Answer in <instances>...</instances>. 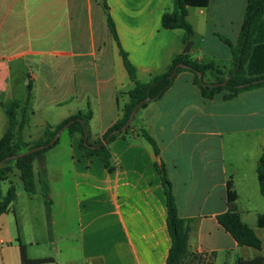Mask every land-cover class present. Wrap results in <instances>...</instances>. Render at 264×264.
<instances>
[{
    "label": "crops",
    "instance_id": "0c3cea01",
    "mask_svg": "<svg viewBox=\"0 0 264 264\" xmlns=\"http://www.w3.org/2000/svg\"><path fill=\"white\" fill-rule=\"evenodd\" d=\"M102 1L109 6L119 44ZM246 5L247 0H210L204 8L190 7V58L229 69L232 50L220 36L237 41ZM172 7L173 0H0V139L9 125L7 105L24 99L30 78L33 97L25 139L37 138L47 124L91 110L88 136L91 142L100 140L120 117L133 87L119 46L140 81L166 72L173 58L184 53L185 31L162 24ZM255 40L251 68L264 72V14ZM214 79L210 71L205 73V81ZM132 125L125 136L109 143L112 170L79 148V133L62 139L63 129L59 142L45 154L49 198L53 202V179L64 196L68 168L77 232L64 235L59 245L51 207L52 235L46 211L45 234L37 235L29 219H20L15 199L13 208L0 215V264H25L20 245L30 259H53L36 264H167L171 236L156 166L160 162L173 184L178 213L188 219L191 252L211 264L264 257V225L259 223L264 200L253 194L255 162L264 153V86L232 99H225L224 92L205 98L194 73L181 70L161 99L136 113ZM142 129L158 142L159 156ZM36 169L41 177L38 163L35 176ZM229 177L238 194L237 210L261 238V249L239 245L217 221L229 208ZM9 215L16 223L13 228Z\"/></svg>",
    "mask_w": 264,
    "mask_h": 264
},
{
    "label": "trees",
    "instance_id": "16d2710c",
    "mask_svg": "<svg viewBox=\"0 0 264 264\" xmlns=\"http://www.w3.org/2000/svg\"><path fill=\"white\" fill-rule=\"evenodd\" d=\"M210 0H173L171 11H166L162 16V24L165 28H181L185 31V42L193 41L194 30L187 19L190 7L204 8L208 6ZM102 5L107 12V19L113 38L119 44V39L114 22L109 13V6L106 1ZM264 14V0H247L243 24L237 41L234 43L224 36H220L223 41L229 44L232 50V65L225 70V66H220L212 61L191 59L189 52L177 54L168 70L161 74L151 77L149 81H140L136 75V67L130 62L126 52L120 47L124 62L128 70L133 87L127 92L129 97L122 108L120 117L103 133L100 140L91 142L88 136V144H85V135H89V121L92 116L91 110L86 112L79 111L65 118L59 124H47L41 131V134L34 139H25L23 131L29 122L31 101L33 97V81L29 78L27 83L26 95L22 100H15L7 105V114L9 125L5 134L0 139V161L9 156L24 152L30 148L44 145L43 148L24 154L18 158L7 160L0 166V182L10 179L14 168L20 172V177L24 188L28 193L36 192V176L34 163H38V168L43 183V195L46 217L48 221L49 233L51 230V204L49 198V185L47 181L46 152L54 147L58 142L57 138L51 143L57 131L63 127L69 134L79 133V148L82 149L89 157L98 156L108 170L113 169L111 161V152L109 143L120 136H125L132 128V123L126 130H122L130 113L135 105L146 97L149 100L141 105V108L147 106L151 101L159 100L165 92L173 85L175 76L181 70H189L194 73V83L200 88L201 94L205 98H213L215 94L224 92L225 99H232L241 92L264 86V72H253L251 66V57L257 46H253L256 39V33L260 26ZM185 63L187 67H178L174 77H170L175 66L178 63ZM197 71L202 72L203 81L200 80ZM210 71L215 79L207 82L204 75ZM210 86L209 83L223 82ZM137 111V112H138ZM141 134L151 143L157 156L160 155V147L155 138L146 130L142 129ZM49 144V145H48ZM100 144L98 147L91 145ZM48 145V146H47ZM158 173L161 177L167 203V227L171 236V247L169 249L167 264H211L202 254H195L190 251L189 233L190 227L187 218H182L178 213L176 197L173 190V184L167 174V168L164 162L156 164ZM257 176L259 187L264 196V153L260 156L257 164ZM16 199V190L13 181L10 179V185L4 197L0 195V215L10 211L13 208ZM238 194L232 177L227 182V201L228 210L216 216L217 221L223 228L228 231L241 246H249L254 249H261L262 240L256 234L255 230L245 223L239 211L237 210ZM260 225H264V220L260 218ZM21 261L25 264H36L43 262H53L51 258L30 259L26 254V249L20 245ZM207 261V262H206ZM236 264H264V257L261 255L253 258H238Z\"/></svg>",
    "mask_w": 264,
    "mask_h": 264
},
{
    "label": "rangeland",
    "instance_id": "374dc122",
    "mask_svg": "<svg viewBox=\"0 0 264 264\" xmlns=\"http://www.w3.org/2000/svg\"><path fill=\"white\" fill-rule=\"evenodd\" d=\"M68 134V131H65L62 135V139H64ZM47 153V152H46ZM51 154V152H50ZM230 155V154H229ZM232 155H236L234 151H232ZM240 155V154H238ZM230 158V157H229ZM233 159H236L233 158ZM229 161H232V158L229 159ZM251 162V160H249ZM257 164L258 162H255V168L253 170V173L256 176V185L254 188V197L257 196V198L264 200V196L262 195L259 187V181L257 176ZM249 165V162H247V167ZM37 166V163H35V168ZM240 172L242 173L244 171V168L240 166ZM64 178H63V190L65 191V194L58 193V180L53 179V202L51 204L53 215L55 221V230H56V236H57V243L59 245L62 244L61 238L70 233H76L77 231V217L75 212V197H74V190H73V181L71 180V171L68 168H64ZM37 172V169H36ZM37 184H36V192L35 193H28L26 189L24 188L23 182L20 177V172L18 169L14 168V171L11 176V180L13 181V185L16 190V206L20 214V219H29L32 222V227L35 230V233L37 235L42 236L45 234L46 224H45V204H44V195H43V183L41 180V177L39 176V173L37 172L36 176ZM48 181V180H47ZM9 186V181H1L0 182V195L1 197H4L6 194V190ZM61 190V188H60ZM249 193L251 194V187H249ZM242 202L244 204L247 203L245 199V194H242ZM21 209H24L22 211ZM10 216V222L11 227L13 228L14 224L16 225L14 221L13 215ZM52 219V218H51ZM51 230L53 232V226L51 225ZM52 235V234H51ZM230 259H219V264H226L229 262Z\"/></svg>",
    "mask_w": 264,
    "mask_h": 264
},
{
    "label": "water",
    "instance_id": "95a60500",
    "mask_svg": "<svg viewBox=\"0 0 264 264\" xmlns=\"http://www.w3.org/2000/svg\"><path fill=\"white\" fill-rule=\"evenodd\" d=\"M192 44H193V41H189V42L186 43V46H185V48H184V50H183L184 53H187V52L190 51V48H191ZM187 66H188V65L185 64V63H182V62L178 63V64L175 66L173 72L170 74V77H174V75H175L176 72H177V68H178V67H187ZM197 74H198L200 80L203 81L202 72H201V71H197ZM225 83H226V81H223V82H213V83H209V84H210V86H215V85H218V84H225ZM148 100H149V97H146V98H144L143 100H141L140 102H138V103L135 105V107L133 108L132 112L130 113V115H129L127 121L125 122L124 126L122 127V130H126V129L130 126V124H131L132 121L134 120V117H135V115H136L138 109L141 107V105H142L143 103L147 102ZM64 128H65V127L61 128V129H59V130L57 131V133L55 134V136H54V138L52 139L51 143L54 142L57 138L60 137L61 132L63 131ZM84 142H85V144H88V134H87V133H86V135H85V141H84ZM48 145H49V144H48ZM48 145H47V146H48ZM99 145H100V144H97V145L94 144V145H91V146H92V147H98ZM43 147H44V145H40V146H36V147L30 148V149H28V150H26V151H24V152H21V153H19V154H16V155H9V156L3 158V159L0 161V166H1L3 163H5L7 160H9V159L18 158V157H20V156H22V155H24V154H28V153H30V152L36 151V150H38V149H41V148H43Z\"/></svg>",
    "mask_w": 264,
    "mask_h": 264
}]
</instances>
